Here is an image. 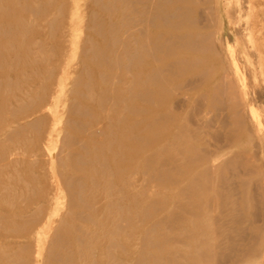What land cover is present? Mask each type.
I'll return each mask as SVG.
<instances>
[{"label": "rangeland", "instance_id": "374dc122", "mask_svg": "<svg viewBox=\"0 0 264 264\" xmlns=\"http://www.w3.org/2000/svg\"><path fill=\"white\" fill-rule=\"evenodd\" d=\"M129 1L127 0L128 4L125 6L129 22L132 24L128 22L129 24L125 26H119L115 17L118 0H0V264H165L163 259H166L167 243L160 241V233L163 231L169 235L171 245L176 251L173 252L176 255H172L173 259H177V264L184 263L189 257V242L199 239L200 234L179 230L181 226L177 227L175 224L178 223V218L192 219L194 209L191 208L192 204L198 205L190 198L194 195H198L202 200L206 198L207 202L209 199L211 201V196L214 195L212 202L217 209L212 202H208L207 207L212 205L210 208L213 212L210 215L212 210L204 209L207 210L206 214L210 212L206 216L217 224L222 220L226 221L222 222V225L228 224V227L226 224L223 225L227 227V232H222V236L213 235L220 244L216 249L218 257L213 263L248 264L243 262L241 253L248 245L253 244V230L260 231L264 221L263 195L259 196V201L261 200L263 205L261 201L258 202L260 185L263 183L261 186L264 187V69L261 70L260 67L261 64L262 68L264 67V0H208L209 3L200 0L198 10H201L197 16V19H200L196 23L201 28L205 27L201 30L211 33V48L191 54L193 58L201 59L194 61L193 66L183 63L184 69L181 64L180 69L187 70L183 72L185 76L177 74L170 83H166L165 73H161L160 68L152 65V85L140 82L139 85L133 86L135 88L130 85V75L135 66L130 63L129 66L126 61L127 66L120 69L115 68L118 62L117 65L115 62H108L112 54L120 48L121 33L118 29L124 33L129 32L127 40H132L130 37H136V30L140 28L138 20L134 17L133 8L137 6L136 9H140V6L143 8L144 3L136 1L137 5L132 0ZM208 4L212 11L207 10ZM215 5L220 12V20L216 19L213 11ZM206 11L211 13L206 14ZM206 17H209L208 21ZM220 28L226 33V41L223 39L219 41L216 37ZM133 30L135 34L133 32L134 35H131ZM96 32L100 36L96 35ZM158 52L155 51L151 54L153 56H147L144 60L157 58ZM230 59L233 64H227ZM151 61L156 64L154 59ZM198 62L202 66L199 69ZM187 65L189 67H186ZM196 66L197 70H194ZM124 68L127 73L124 72ZM121 70L126 73L124 86L130 85V93L134 92L135 95L131 96L127 92L124 95L125 104L134 105L136 108L135 115L125 113L121 122L123 126L133 123V130L131 134L124 130L116 133L117 135L114 133L106 137L104 135L111 125L113 126L114 116L120 113L113 96L120 85L117 76ZM201 70V75L204 74L202 77L198 74ZM195 78L198 82H195L197 81ZM222 80L226 81L223 83ZM154 82L164 84L163 89L157 95L159 96L156 97L157 100H148L144 104L143 100L139 99L141 91L144 86L150 91L154 90ZM215 84L220 87L225 84L221 88L216 85L221 92L223 88L222 95L220 91L217 92ZM187 85H190L189 88ZM214 87L217 90H214ZM215 93L216 99L212 98ZM234 102L237 105L238 116L231 115L230 106ZM147 107L167 110L176 114L177 118L173 122L164 121L165 123L163 119H158L152 125H148L142 112ZM236 119H240L242 124L235 121ZM180 127H183L181 130L184 129L185 133L183 130L182 133L185 135L182 134L178 139L180 142L177 143L176 139L172 138L175 137L174 130ZM167 128L170 134L165 137L163 131ZM126 137L134 141L132 146L134 167L129 170L117 163V160L123 156L125 158L128 152L127 142L124 143ZM232 138H238L240 144L230 143L229 140ZM164 141L167 143L170 141V146L174 147L172 150L168 149L165 155L159 151ZM180 143L182 145L178 147ZM162 165L167 172L171 171L165 173L167 179L173 177L176 166L180 168L191 165L187 173L189 177L186 175L183 181L184 184L192 181L196 190L195 186L198 187L197 191L194 189L196 193L193 189L186 188L183 192L184 190H179V186L176 189L165 190L170 185L164 188L165 185L154 177L155 171L160 173ZM128 177L132 187L123 200L125 208L122 220L120 214L122 211L117 210L122 193L115 191L117 190L115 185L120 187V180H127ZM194 177L198 181L193 179ZM106 181L110 186H105ZM245 182L246 188L243 184ZM240 184L244 186L241 187ZM113 186L115 189L111 188ZM202 189H205L204 192ZM241 190L242 193L251 195L250 200L253 199L254 202L248 200L245 201L248 205L243 204L244 194ZM199 191L205 195L202 197L200 195L202 192ZM238 193H241V200ZM221 194L229 198H225L229 200L228 202H235L234 196H238L236 197L238 203L235 202L236 206L238 205V208H235L236 212L235 206L232 207L234 203L231 202L229 205L227 200L221 198ZM131 198L136 206L133 211L129 204H126V200ZM218 198L225 209L218 205L220 204ZM223 200L232 207V210L227 208L229 206ZM160 207L161 209L165 207L164 211ZM221 209L226 210L224 211L226 213L222 214ZM230 212L233 214L231 213L232 216L229 217ZM216 213H220L219 219ZM167 214H173L174 218H177L172 221ZM214 215L215 218L212 217ZM244 215L250 218V222ZM161 217L163 220L159 219ZM126 219H130L128 221L131 222ZM156 220L162 221L160 224L163 231L160 227L161 232L156 228L157 230L154 229L152 233L151 231L144 233L147 224ZM120 223L122 227L120 226L119 230ZM146 233H150V236L144 237L143 234ZM259 233L264 235L263 227ZM160 243L166 245L162 246ZM155 245L160 246L157 248ZM252 260L254 262L251 261V264H264V249L262 257L259 252Z\"/></svg>", "mask_w": 264, "mask_h": 264}, {"label": "bare ground", "instance_id": "6f19581e", "mask_svg": "<svg viewBox=\"0 0 264 264\" xmlns=\"http://www.w3.org/2000/svg\"><path fill=\"white\" fill-rule=\"evenodd\" d=\"M131 1V0H130ZM129 1V2H130ZM133 2H134V4L136 3V1L137 2H140V1H142L144 4V7H145V10H143V8L140 6V9L142 8V10H140V9H136L137 7H132L133 9H134V17L138 20V25H140L139 27L140 28H138V30H136V34L137 35H135L136 37H130V38H133L135 41H133L132 42V40H127L128 38H129V35H128V33L129 32H127L126 33V31H125V33H124V31L123 30H121L120 28L118 29L119 31H120V36H119V38H120V48H118V50L117 51H115L114 52V54H112V56H111V58H110V61H108V62H118V66H116L115 68H117V67H119L120 69H122L123 67H126L127 66V64L129 65V63L132 65V66H135V70H133L132 72H131V80H130V85H131V87L132 88H135V87H133V86H137V85H139L140 84V82H143V83H146L147 85H152V72H151V68H152V65H154V66H156V67H158V68H160V72L161 73H165V76H166V83H170L171 82V80H173L176 76H177V74H178V76H179V74H183L184 75V73H185V71H187V70H185V71H183V69L181 70L180 69V66H181V64H182V66L184 67V65L185 64H183V63H186V64H188L189 66H193L194 65V61L196 62L197 60L199 61V60H201V59H199V58H197V59H195V58H193L192 56L193 55H191V54H197V53H200V52H202V51H206L207 49H209V47H210V43H211V33L210 32H206V31H203V30H201V29H204L205 27H203V28H201L199 25H197V23H196V21H199V19H197V16H198V14H200V12H198V11H200V10H198L199 9V6H198V3H200L199 1L200 0H132ZM202 1V0H201ZM204 1H207L208 2V0H203V2ZM93 2V1H92ZM118 2H119V5H118V8H117V6H116V13H115V17H116V21L118 22V24H119V26H125L128 22H129V18H128V15H127V13H126V6L125 5H127L128 4V2H127V0H118ZM46 3V2H45ZM109 3V2H108ZM117 3V2H116ZM209 3V2H208ZM62 4V3H61ZM137 4V3H136ZM94 5V4H93ZM138 5V4H137ZM34 6V5H33ZM135 6V5H134ZM38 7V6H37ZM60 7V6H59ZM74 7V6H73ZM200 7H201V5H200ZM26 8V7H25ZM32 8V7H31ZM205 7L203 6V9H204ZM207 10H211L210 9V7H209V4L207 5ZM27 9V8H26ZM23 10H24V7H23ZM43 10H44V8H43ZM205 10V9H204ZM36 11V10H35ZM212 11V10H211ZM213 11L215 12V15L217 16V18H216V16H215V18L216 19H219L220 20V12L218 11V9H217V7H216V5H215V9H213ZM32 12V11H31ZM42 12V11H41ZM61 12V11H60ZM36 13H37V11H36ZM57 13V12H56ZM203 13V12H202ZM205 13V12H204ZM203 13V14H204ZM209 14L211 13V12H208ZM207 13V11H206V14H208ZM33 15V14H32ZM56 15V14H55ZM30 17V16H29ZM74 17V16H73ZM132 17V16H131ZM199 17H201V16H199ZM231 17V16H230ZM203 18V17H202ZM207 18V17H206ZM205 18V19H206ZM209 18V17H208ZM206 19L207 21L209 20V19ZM29 19V18H28ZM27 19V20H28ZM108 19V18H107ZM135 19V20H136ZM216 22H217V20H216ZM219 22V21H218ZM108 23V22H107ZM130 24H132L131 22H129ZM128 23V24H129ZM134 23H135V21H134ZM203 24V23H202ZM205 24V23H204ZM22 25V24H21ZM136 25V24H135ZM206 25H207V23H206ZM205 25V26H206ZM218 25V24H217ZM101 26V25H100ZM113 26V25H112ZM247 26L248 25H246L245 26V30H247ZM108 27H109V25H108ZM25 28V27H24ZM95 28V27H94ZM93 28V29H94ZM100 28V27H99ZM110 28V27H109ZM217 28H219V27H217ZM4 29V28H3ZM7 29H9V28H7ZM98 29V28H97ZM108 29V28H107ZM111 29V28H110ZM134 29V28H133ZM114 30V29H113ZM129 30V29H128ZM135 30V29H134ZM134 30L131 32V35H134L135 34V32H134ZM218 30V29H217ZM94 31V30H93ZM107 31V30H106ZM110 31H112V30H110ZM116 31V30H115ZM95 32V31H94ZM113 32V31H112ZM133 32H134V34H133ZM212 32V31H211ZM1 33V32H0ZM24 33V32H23ZM47 33H48V31H47ZM97 33V32H96ZM7 34V33H6ZM21 34V33H20ZM99 33H97L96 35H98ZM110 34V33H109ZM114 34V33H113ZM21 36H23V34L21 35ZM99 36H100V34H99ZM139 36H141V37H139ZM226 33H225V31L223 30V28H220L219 29V31H217V33H216V37L217 38H219L218 40L220 41L221 39H223L224 41H226ZM102 37H104V36H102ZM109 37V36H108ZM21 39H22V37H21ZM117 39V38H116ZM247 39V38H246ZM37 44V43H36ZM112 45H114V44H112ZM21 46V45H20ZM26 46V45H25ZM252 48H254V46L252 45L251 46ZM80 48H82V46L80 47ZM211 48V47H210ZM27 49V48H26ZM29 49V48H28ZM31 51H33V50H31ZM155 51H159L158 53H159V55L157 56V58H152V59H154L155 61H156V64H154L155 62H152L151 60L150 61H148V60H144V58H146L147 56H153V55H151L152 53H154ZM160 51H161V53H160ZM209 51V50H208ZM12 52H13V50H12ZM28 52V51H27ZM38 52V51H37ZM225 52V51H224ZM189 53V54H188ZM32 54V53H31ZM227 54V53H226ZM33 57V56H32ZM195 57V56H194ZM226 58H227V56H226ZM228 58H230L229 56H228ZM1 59V58H0ZM15 59V58H14ZM17 60V59H16ZM227 60V59H226ZM231 61H228L227 62V64H231L232 63V59H230ZM47 61V60H46ZM126 61H128L127 62V64H126ZM31 62V61H30ZM64 62V61H63ZM198 63H200V62H198ZM110 64V63H109ZM233 64V63H232ZM16 65V64H15ZM115 65H117V63L115 64ZM186 66V67H189V66ZM198 65V64H197ZM262 65L263 64H261V70L262 69H264V67L262 68ZM113 66V65H112ZM130 66V65H129ZM234 66V65H233ZM256 66V65H255ZM155 67V68H156ZM164 67V68H163ZM198 66H196L195 67V69L194 70H197L196 68H197ZM202 66H201V63H200V66L198 67V69L199 68H201ZM110 68V67H109ZM162 68V69H161ZM182 68V67H181ZM191 69L192 68H194V67H190ZM163 69H165L164 71H163ZM184 69H185V67H184ZM188 69V68H187ZM191 69H189L190 70V72H192L191 71ZM203 69V68H202ZM204 69H206V70H208V68H206V67H204ZM206 70H205V72H206ZM159 71V70H158ZM49 72V71H48ZM124 72H126L127 73V71H126V69L124 68ZM124 72L121 70L119 73H118V76H117V81L120 83V85L117 87V89H116V94L113 96V99L115 100V102H117L118 103V106H119V108H120V113L116 116H114V119L112 120V122H113V126H114V128L112 129V125H111V127H110V129H108V132H107V134H105L104 136H106V137H109V136H111V135H113L114 133L116 134V133H118V132H123L124 130L126 131V130H128L129 131V133L131 132V130H133V123L130 125V124H125L124 126H123V124H122V119L121 118H123L124 117V115H125V113H128V114H126V115H132V114H134V113H136V108L134 107V105L132 106V105H126L125 104V101H124V99H125V97H124V95L128 92V93H130V85L128 86V87H126V86H124V82H125V78H126V76H125V74H124ZM151 72V73H150ZM160 72H158V73H160ZM184 72V73H183ZM189 72V73H190ZM196 72H198V71H196ZM202 73V70L201 71H199L198 72V74L202 77L203 75H201V73ZM204 71H203V73H205ZM154 73V72H153ZM187 73V72H186ZM207 73H208V71H207ZM206 73V74H207ZM229 73V72H228ZM49 74H51V73H49ZM117 74V73H116ZM162 74V75H163ZM223 75H225V74H223ZM105 76V75H104ZM157 76V75H156ZM185 76V75H184ZM196 76V75H195ZM199 76V77H200ZM206 76V75H205ZM221 77H222V75H220ZM155 77V75L153 76V78ZM160 77V76H159ZM200 77V78H201ZM226 77V76H225ZM228 77V76H227ZM156 78V77H155ZM154 78V79H155ZM162 78H164L163 76H162ZM189 78V77H188ZM198 78V77H197ZM197 78H195L196 80H197ZM222 78H224V77H222ZM233 78V77H232ZM165 79V78H164ZM163 79V80H164ZM192 80V79H191ZM190 80V81H191ZM194 80V79H193ZM228 80V79H227ZM155 81V80H154ZM161 81H162V79H161ZM160 81V82H161ZM200 82L199 83H201V80H199ZM223 81V80H222ZM226 81V80H225ZM225 81H223V83L225 82ZM229 81V80H228ZM233 81H234V79H233ZM8 82V81H7ZM114 82V81H113ZM164 82V83H165ZM192 82V81H191ZM195 82H198V80L197 81H195ZM218 82V81H217ZM111 83V82H110ZM163 83V82H162ZM194 83V82H193ZM177 84V83H176ZM180 83H178L177 85H179ZM198 84V83H197ZM219 84V83H218ZM218 84H215L214 86H216V85H218ZM226 84V83H225ZM225 84L224 85H222L221 87H224L225 86ZM154 85H155V89L154 90H152V91H150L148 88H146V86H144V89H143V91H141V94H140V98L139 99H141V100H143V102H144V104H145V101H147L148 102V100H154V99H156V97H159V96H157V95H159V93H160V91L163 89V85L164 84H161V83H155L154 82ZM177 85H176V87H177ZM196 84H194V86H195ZM220 85V84H219ZM218 85V87L219 88H221L220 86ZM183 86H185V84L183 85ZM188 86V85H187ZM190 86V85H189ZM189 86H188V88H189ZM198 86V85H197ZM88 87V86H87ZM176 87H174V88H176ZM217 86H216V88H218ZM230 87V86H229ZM15 88H16V86H15ZM165 88V87H164ZM186 88V87H185ZM187 88V89H188ZM194 88H196V86L194 87ZM198 88V87H197ZM219 88H218V90L217 89H215V87H214V90H217V92L218 91H220V93H221V95H222V92L224 91L223 90V88H222V92H221V90H219ZM178 89V88H177ZM231 89V88H230ZM230 89H229V91H230ZM236 89V88H235ZM133 90V89H132ZM165 90V89H164ZM167 90V89H166ZM176 90V89H175ZM208 90H209V88H208ZM212 90H213V86H212ZM211 90V91H212ZM8 91V90H7ZM100 91V90H99ZM33 92V91H32ZM216 92V91H215ZM93 93V92H92ZM136 93H138V92H136ZM212 93V92H211ZM214 93V92H213ZM243 93V95H244V92H242ZM76 94V93H75ZM131 94V93H130ZM162 94V93H161ZM224 94H226V93H224ZM238 94V93H237ZM134 95V92L131 94V96H133ZM135 96V95H134ZM203 96V95H202ZM210 96H211V94H210ZM215 96H216V93L214 94V96L212 95V98L214 97V99H216L215 98ZM220 96V95H219ZM127 97V96H126ZM198 97H200V96H198ZM203 97H205V96H203ZM217 97V96H216ZM111 98V97H110ZM132 98V97H131ZM135 98V97H134ZM138 98V97H137ZM162 98V97H161ZM160 98V99H161ZM158 99V98H157ZM156 99V100H157ZM185 99V98H184ZM197 99V98H196ZM208 99H210V98H208ZM219 99V98H218ZM217 99V101L219 102V100ZM231 99H233V97L231 96ZM99 100V99H98ZM110 100V99H109ZM131 100V99H130ZM228 100V99H227ZM101 101V100H100ZM210 101H211V99H210ZM217 101H215V102H217ZM223 101V100H222ZM221 101V102H222ZM235 101H237V100H235ZM247 101V100H246ZM213 102H214V100H213ZM232 102V101H231ZM198 103V102H197ZM210 103H212V102H210ZM158 104V103H157ZM182 104V103H181ZM208 104H209V102H208ZM108 105V104H107ZM193 105V104H192ZM222 105V104H221ZM129 107V108H127V107ZM143 106H145V105H143ZM171 106V105H170ZM98 107V106H97ZM146 107V106H145ZM193 108V107H192ZM196 108V107H195ZM199 108H201V107H199ZM218 108V107H217ZM97 109V108H96ZM124 109H126V111H124ZM230 109H231V115H233V116H236V114H237V112H238V109H237V105L235 104V102L232 104V106H230ZM107 110H109L108 108H107ZM199 110V109H198ZM250 110V109H249ZM113 111V110H112ZM194 111H195V109H194ZM91 112V111H90ZM141 112V111H140ZM142 112L144 113V120H145V122L148 124V125H152L154 122H155V120L157 121L158 119H163V122L164 121H167V122H173L174 120H176V118H177V115L176 114H173V113H171V112H168L167 110H159V109H154V108H149V107H147V109H143L142 110ZM249 112V111H248ZM189 113V112H188ZM250 113V112H249ZM251 113H252V111H251ZM137 114H138V112H137ZM219 114H221V113H219ZM223 114V113H222ZM12 115V114H11ZM135 115V114H134ZM217 115V114H216ZM83 116V115H82ZM237 116H238V114H237ZM254 116H256V115H254ZM108 117V116H107ZM106 117V118H107ZM184 117H185V115H184ZM223 117V116H222ZM250 117H252V116H250ZM93 118V117H92ZM219 119V118H218ZM221 119V118H220ZM184 120V119H183ZM187 121V120H186ZM192 121V120H191ZM194 121V120H193ZM197 121V120H196ZM212 121V120H211ZM223 121V120H222ZM234 121V120H233ZM235 121H237V122H239V123H241V120L239 119H236ZM204 122V121H203ZM213 122V121H212ZM249 122V121H248ZM161 123V122H160ZM165 123V122H164ZM197 123V122H196ZM200 123V122H199ZM224 123V122H223ZM109 124V123H108ZM174 124V123H173ZM183 124V123H182ZM182 124L180 125V126H182ZM231 124V123H230ZM233 124V123H232ZM242 124V123H241ZM187 125V124H186ZM203 125V124H202ZM236 125H238L237 123H236ZM208 126V125H207ZM211 126V125H210ZM222 126V125H221ZM225 126V125H224ZM107 127H108V125H107ZM179 127V126H178ZM195 127V126H194ZM239 127V126H238ZM256 127V126H255ZM76 128V127H75ZM135 128V127H134ZM181 128H183V127H180L179 129H175L174 130V138H172V139H176V141L175 142H180V141H178V139L182 136V134H184L185 133V131H184V129H182L183 131H184V133H182L183 131L181 130ZM196 128V127H195ZM171 129V128H170ZM221 129H222V127H221ZM228 129V128H227ZM238 129V128H237ZM256 129V128H255ZM34 130H35V128H34ZM141 130V129H140ZM173 130V129H172ZM195 130V129H194ZM257 130V129H256ZM191 131V130H190ZM197 131V130H196ZM201 131V130H200ZM203 131V130H202ZM211 131V130H210ZM209 131V132H210ZM216 131V130H215ZM152 132V131H151ZM164 136L166 137V136H169V134H170V130L167 128V129H165L164 131ZM194 132V131H193ZM204 132H208V131H204ZM258 132V131H257ZM173 133V132H172ZM215 133V132H214ZM232 133V132H231ZM86 134V133H85ZM119 134V133H118ZM122 134H124V133H122ZM121 134V135H122ZM131 134V133H130ZM129 134V136L131 137V135ZM190 134V133H189ZM209 134V133H208ZM117 135V134H116ZM173 135V134H172ZM185 135V134H184ZM233 135V134H232ZM155 136V135H154ZM190 136H191V134H190ZM214 136V135H213ZM121 137V136H120ZM124 137V136H123ZM130 137H126L125 139H124V143L125 142H127V145H126V147H127V150H128V152L125 154V158H124V156H123V158L122 159H118L117 160V163L119 164V165H123V167L124 168H126V170H129V169H132L133 167H134V162H133V159H132V157H133V151L132 150H134V147H132L133 146V142H132V140L133 139H131ZM164 137V138H165ZM184 137V136H183ZM145 138V137H144ZM188 138V137H187ZM206 138V137H205ZM211 138V137H210ZM122 139V138H121ZM166 139V138H165ZM164 139V140H165ZM15 140V139H14ZM106 140V139H105ZM104 140V141H105ZM113 140V139H112ZM120 140V139H119ZM123 140V139H122ZM174 140H172L171 142H172V144H173V141ZM107 141V140H106ZM105 141V142H106ZM110 141V140H109ZM137 141V140H136ZM156 141H158V140H156ZM209 141V140H208ZM217 141V140H216ZM230 141V143H235V145H238V144H240V141H239V139L238 138H232V139H230L229 140ZM104 142V143H105ZM119 142V141H118ZM138 142V141H137ZM153 142V141H152ZM169 142L170 141H168V143L167 142H163V144H162V146L159 148V151L160 152H164V155H165V152L168 150V149H170L171 148V150H172V147H173V145L172 146H170V144H169ZM181 142H183L182 140H181ZM122 143H123V141H122ZM154 143V142H153ZM157 143V142H156ZM158 144V143H157ZM65 145V144H64ZM106 145V144H105ZM110 145V144H109ZM120 145V144H119ZM176 145V144H175ZM181 145H182V143H180V144H178L177 146L179 147H181ZM222 145H224V144H222ZM221 146V145H220ZM262 146V145H261ZM117 147V146H116ZM125 147V148H126ZM155 147H156V144H155ZM118 148V147H117ZM201 148V147H200ZM116 149V148H115ZM157 149V148H156ZM155 149V150H156ZM173 149H174V147H173ZM193 149V148H192ZM254 149V148H253ZM6 150V149H5ZM98 150V149H97ZM117 150V149H116ZM171 150H169V151H171ZM181 150V149H180ZM15 151V150H14ZM158 151V150H157ZM157 151H156V153H157ZM176 151V150H175ZM185 151V150H184ZM203 151V150H202ZM48 152V151H47ZM193 152V151H192ZM183 153V152H182ZM185 153V152H184ZM187 153V152H186ZM195 153H199V152H195ZM93 154V153H92ZM101 154V153H100ZM121 154V153H120ZM167 154V153H166ZM194 154V153H193ZM207 154V153H206ZM232 154H234L233 152H232ZM237 154V153H236ZM160 155V154H159ZM183 155V154H182ZM200 155V154H199ZM199 155H198V157H199ZM102 156V155H101ZM162 156V155H161ZM166 156H168V155H166ZM190 156V155H189ZM250 156V155H249ZM113 157V156H112ZM117 157V156H116ZM164 157V156H163ZM184 157V156H183ZM208 157H210L209 155H208ZM214 157V156H213ZM254 157V156H253ZM170 158V157H169ZM179 158V157H178ZM215 158V157H214ZM234 158V157H233ZM233 158H232V161H233ZM243 158V157H242ZM150 159V158H149ZM153 159V158H152ZM155 159V158H154ZM160 159H162V158H160ZM160 159L158 160V161H160ZM174 159V158H173ZM182 159V158H181ZM180 159V160H181ZM188 159V158H187ZM195 159V158H194ZM245 159V158H244ZM256 159V158H255ZM113 160V159H112ZM202 160H204L203 158H202ZM208 160V159H207ZM243 160V159H242ZM58 161H60L59 159H58ZM64 161V160H63ZM169 161V160H168ZM171 161V160H170ZM174 161V160H173ZM194 161V160H193ZM197 161H198V159H197ZM205 161V160H204ZM213 161V160H212ZM224 161V160H223ZM226 161H228V160H226ZM235 162H236V160H234ZM253 161V160H252ZM163 162V161H162ZM174 162H176V160L174 161ZM183 162V161H182ZM186 162H187V160H186ZM199 162H202V161H199ZM199 162H198V164H199ZM231 162V161H230ZM229 162V163H230ZM14 163V162H13ZM65 163V162H64ZM159 163V162H158ZM177 163V162H176ZM189 163V162H188ZM193 163H195V162H193ZM192 163V164H193ZM152 164V163H151ZM169 164V163H168ZM201 164V163H200ZM226 164L227 165H229L228 164V162H226ZM232 164H233V162H232ZM250 164V163H249ZM182 165V164H181ZM183 165H184V163H183ZM211 165V164H210ZM159 166V165H158ZM173 166H174V164H173ZM191 166V165H190ZM190 166H181L180 168H178V166H176V170H174L175 172H173L174 173V175H173V177H171V178H169V179H167L166 177H167V175L165 174V173H169V172H171L170 170H169V172H167L166 170H165V168L163 167V165H162V168L160 167V173L157 171V173H159V174H157L156 173V171H155V175H154V177L157 179V180H160V183H163L164 185V188L166 187V185H170L168 188H165V190H170L169 188H171V189H176L177 188V186H179L180 187V189L179 190H184L183 192H185L187 189H193V192H195L194 191V185H193V183H192V181L190 182V181H188V182H190V183H188V184H184V181H183V178H185L186 177V175H187V173H188V171H189V168H190ZM198 166V165H197ZM203 166V165H202ZM206 166V165H205ZM251 166H253V165H251ZM204 167V166H203ZM178 168V169H177ZM197 168V167H196ZM238 168H239V166H238ZM248 168V167H247ZM83 169V168H82ZM169 169H171V168H169ZM185 169H188V170H185ZM199 169V168H198ZM249 169V168H248ZM195 170V169H194ZM194 170H192V172L194 171ZM227 170H229V169H227ZM106 171V170H105ZM121 172V171H120ZM164 172V173H163ZM108 173V172H107ZM191 173V172H190ZM202 173V172H201ZM200 173V174H201ZM220 173H222V172H220ZM235 173V172H234ZM238 173H239V171H238ZM209 174V173H208ZM248 174V173H247ZM152 175V174H151ZM204 175V174H203ZM219 175H221V174H219ZM239 175V174H238ZM252 175V174H251ZM29 176V175H28ZM105 176V175H104ZM205 176V175H204ZM244 176H245V174H244ZM248 176V175H247ZM262 176V175H261ZM187 177H189L188 175H187ZM228 177V176H227ZM235 177H236V174H235ZM205 178V177H204ZM224 178V177H223ZM243 178V177H242ZM166 179V180H165ZM193 179H195V180H197L196 179V177H194ZM201 179V178H200ZM200 179H199V181H200ZM228 179H229V177H228ZM207 180V179H206ZM212 180V179H211ZM218 180H220V178L218 179ZM237 180H238V178H237ZM132 181V180H131ZM152 181V180H151ZM151 181H149V182H151ZM154 181V180H153ZM186 181H187V179H186ZM198 181V180H197ZM196 181V182H197ZM202 181V180H201ZM235 181H236V179H235ZM239 181V180H238ZM117 182V181H116ZM157 182V181H156ZM208 182V181H207ZM215 182V181H214ZM219 182V181H218ZM221 182V181H220ZM223 182H224V180H223ZM250 181L248 180V183H249ZM120 183H121V186L120 187H117L116 185H115V188L117 189V190H115V191H117V193H122L121 194V200L119 201L120 202V204H116L117 205V210H119V211H122L120 214H121V217H122V220H123V208H125L124 207V204H123V200H124V198H126V194H128V193H130V191H131V187H132V184H130V179H129V177H128V179L127 180H124V179H122V180H120ZM205 183V182H204ZM212 183V182H211ZM227 183V182H226ZM234 183V182H233ZM255 183V182H254ZM110 183L108 182V181H106L105 182V186H107V185H109ZM119 183H117V185H118ZM140 184V183H139ZM149 184V183H148ZM153 184V183H152ZM200 184V183H199ZM207 184H209V183H207ZM232 184V183H231ZM237 184V183H236ZM239 184V183H238ZM237 184V185H238ZM244 185L245 184H247L246 182L245 183H243ZM259 184V183H258ZM263 184V183H262ZM261 184V185H262ZM205 185V184H204ZM210 185V184H209ZM209 185L207 186V187H209ZM233 185V184H232ZM244 185H242V184H240V186L242 187V186H244ZM250 185V184H249ZM260 185V193H259V195H258V202H260L259 201V198L261 197L260 195H263L264 196V187L263 186H261ZM68 186V185H67ZM110 186V185H109ZM215 186H217L218 187V185H215ZM230 185H228V187H229ZM251 186V185H250ZM259 186V185H258ZM162 187V186H161ZM178 187V188H179ZM196 188H197V190H198V187L197 186H195ZM201 187V186H200ZM206 187V186H205ZM233 187H235L234 185H233ZM238 187V186H237ZM111 188H113V189H115L114 188V186L113 187H111ZM152 188V187H151ZM185 188H186V190H185ZM203 188V187H202ZM210 188V187H209ZM215 188V187H214ZM223 188V187H222ZM245 188H246V185H245ZM256 188H257V186H256ZM112 189V190H113ZM200 189V188H199ZM220 189V188H219ZM234 189V188H233ZM244 189V188H243ZM254 189H255V187H254ZM253 189V190H254ZM259 189V188H258ZM107 190V189H106ZM110 190V189H109ZM151 190V189H150ZM164 190V189H163ZM196 190V189H195ZM196 190V191H197ZM205 190V189H204ZM204 190L202 189V191L204 192ZM206 190H208V188L206 189ZM210 190V189H209ZM217 190V189H216ZM239 190V189H238ZM251 190V189H250ZM181 191H179V192H181ZM202 191H199V193H201ZM227 191V190H226ZM225 191V193H227ZM235 191V190H234ZM246 191V190H245ZM109 192V191H108ZM145 192V191H144ZM178 192V191H177ZM182 192V193H183ZM190 192H191V190H190ZM202 192V194H200L201 196L204 194L205 195V193H203ZM208 192V191H207ZM218 192H220L221 193V191H218ZM222 192H223V190H222ZM231 192V191H230ZM236 192V191H235ZM248 192H249V189H248ZM166 193H169V191H166ZM187 193L189 194V191H187ZM196 193V192H195ZM217 193V192H216ZM216 193H214V194H216ZM241 193H242V190H241ZM241 193H238L239 194V200H241V198H240V195H241ZM254 193V192H253ZM257 193H258V190H257ZM256 193V194H257ZM125 194V195H124ZM181 194V193H180ZM198 194V193H197ZM230 194H233V193H230ZM242 194H244V197H243V195H242V198H243V204H245V205H248V204H246V202L245 201H248V200H250L251 198H252V196L250 195L249 196V194L247 193V194H245V193H242ZM256 194H254V195H256ZM146 195V194H145ZM168 195V194H167ZM179 195V194H178ZM187 195V194H186ZM211 195V194H210ZM220 195V194H219ZM224 195V194H223ZM235 195V194H234ZM233 195V196H234ZM131 196V195H130ZM227 196H228V193H227ZM227 196H225V197H223L222 196V194H221V198L223 197L224 198V200H227V203L229 204H231V202L232 201H230V202H228L229 200V198L227 197ZM257 196V195H256ZM260 196V197H259ZM262 196V197H263ZM203 197V196H202ZM209 198H210V196H208ZM207 197V198H208ZM220 197V196H219ZM228 198V199H225V198ZM231 197V196H230ZM235 197V202H237L236 200H238V199H236V197H238V196H234ZM107 198V197H106ZM180 198V197H179ZM190 198H193L192 199V202L194 203V202H197V204L198 205H195V204H192L193 206L191 207V208H194L193 209V213L191 214V216L193 215V217H192V219H188L187 217H186V219H182V220H180V218H178L179 220H178V223L176 222V224H178V225H176L175 224V226H177V227H182V229H181V227H180V229L179 230H183V231H188V232H190V233H193V234H196V233H199L200 234V237H199V239L197 238L195 241H193L192 243H190L189 242V248H188V252H189V257L187 258V260H186V262H184V263H182V262H179V260H178V262L179 263H181V264H212L215 260V258L216 257H218L217 256V253H216V249H217V247H218V244L219 243H217V240L213 237V235L214 234H221V236L223 235V233L222 232H225L226 230H227V227H228V224H226V226L227 227H224L225 226V224H223L222 225V222H226V221H223L222 220V222L220 223V220H218V222L221 224H217L216 222H214V221H210L209 220V218H208V216H206L207 214L209 215V213L210 212H208L207 214H206V212L205 211H207V210H204V209H208V208H212V205H214L213 204V198H214V195H213V197L211 196V201H210V199H209V201L208 202H212L211 204V206H209V207H207V201L205 200L206 198H205V196H204V200H202V198H200L198 195H194V197H190ZM222 198V199H223ZM108 199V198H107ZM187 199H188V197H187ZM186 199V200H187ZM219 199V198H218ZM222 199H221V201H222ZM264 199V198H263ZM208 200V199H207ZM217 200V199H216ZM223 200V202H225V204L226 205H228L227 203H226V201H224ZM232 200V199H231ZM127 202H126V204L128 205L129 204V208L130 209H132V211L133 210H135V204H134V201H133V199L131 198V200H126ZM251 202L253 201V199L252 200H250ZM110 202V201H109ZM190 202H191V200H190ZM235 202H232V203H234V205L232 206V207H234V210H235V208L237 207L238 208V205L236 206V203ZM245 202V203H244ZM254 202V201H253ZM136 203V202H135ZM187 203H188V200H187ZM186 203V204H187ZM215 204H217L216 202H214ZM218 203H220V199L218 200ZM238 203V202H237ZM260 203H262V201L260 202ZM259 203V204H260ZM166 204V203H165ZM224 204V205H225ZM229 204V205H230ZM255 204V203H254ZM188 205V207H189V203L187 204ZM219 206L221 205V203L220 204H218ZM217 205V206H218ZM228 205V206H229ZM241 205V204H240ZM250 205H252V203L250 204ZM262 205H263V203H262ZM83 206V205H82ZM126 206V205H125ZM185 206V205H184ZM219 206H218V208H219ZM222 206V205H221ZM220 206V207H221ZM243 206V205H242ZM166 207V206H165ZM165 207H162V209H161V207H160V209L161 210H163L164 211V209H165ZM183 207V206H182ZM214 207H215V205H214ZM225 207H227V206H225ZM232 207L231 206H229V207H227V208H230L231 210H232ZM245 207V206H244ZM243 207V210H245V208ZM250 208H251V206H249ZM126 208H127V206H126ZM190 208V207H189ZM189 208H187V209H189ZM210 208V209H211ZM216 208V207H215ZM241 208V207H240ZM150 209H152V207L150 208ZM184 209H186V208H183V210ZM217 209V208H216ZM220 209V208H219ZM222 209H225L224 208V206H222ZM221 209V210H222ZM229 209V210H230ZM247 209H248V207H247ZM109 210V209H108ZM116 210V209H115ZM157 210V209H156ZM182 210V211H183ZM212 211H211V214L210 215H212V212H213V209H211ZM228 210V211H229ZM230 210V211H231ZM258 210V209H257ZM124 211H126V210H124ZM128 211V210H127ZM131 211V210H130ZM129 211V212H130ZM186 211V210H185ZM190 211V210H189ZM215 211V210H214ZM223 211V210H222ZM224 211H226V210H224ZM223 211V213L222 214H225L226 212H224ZM227 211V212H228ZM237 210H235V212H236ZM250 211V210H249ZM191 212H192V210H191ZM216 212H219V211H217L216 210ZM221 212V211H220ZM235 212L233 211V213L235 214ZM245 212V211H244ZM161 213V212H160ZM231 213L232 212H230L229 213V217H230V215H231ZM232 213V214H233ZM251 213V212H250ZM117 214V213H116ZM119 214V215H120ZM125 214V213H124ZM127 215H128V213H126ZM189 214H190V212H189ZM216 214H218L216 217L219 219V214L220 213H216ZM259 214V213H258ZM167 215H169L168 217H169V219H171L172 221H174V219L175 218H177V217H175L174 218V216H173V214H167ZM237 215V214H236ZM247 215V214H246ZM246 215H244V216H246ZM249 215V214H248ZM128 216H130V214L128 215ZM153 216V215H152ZM176 216V215H175ZM232 216V215H231ZM235 216V215H234ZM79 217V216H78ZM126 217V216H125ZM147 216H145V218H146ZM190 217V216H189ZM210 217V216H209ZM213 218H215V215L214 216H212ZM221 217L223 218L224 217V215L222 216L221 215ZM247 217V216H246ZM28 218V217H27ZM211 218V217H210ZM151 219V218H150ZM160 220H163V217H161V218H159ZM247 219H248V222H250L249 220H250V218H248L247 217ZM247 219L245 220V222L247 221ZM127 220V219H126ZM128 220H130V219H128ZM127 220V221H128ZM170 220V221H171ZM177 220V219H176ZM211 220H215V219H211ZM145 221V220H144ZM181 221V222H180ZM124 222H126L125 220H124ZM128 222H131V221H128ZM141 222H143V221H141ZM146 222V221H145ZM162 222V221H161ZM160 221L158 222L157 220H156V222H147L148 224V226H147V228L143 231L144 233L145 232H150L151 231V233H152V231L154 232V229H156V228H159L158 230L160 231V227H161V223ZM239 222V221H238ZM241 222V221H240ZM123 224V223H122ZM128 224V223H127ZM247 224V223H246ZM251 224V223H250ZM114 226V225H113ZM121 226V223H120V225L118 226V229H119V227ZM124 226V225H123ZM145 226V227H146ZM235 226V225H234ZM238 226V224L236 225V227ZM240 226V225H239ZM122 227V226H121ZM144 227V226H143ZM144 227V228H145ZM241 227V226H240ZM244 227V226H243ZM263 228H264V221H263V226H262ZM262 227L260 228V231L258 230H256L255 231V229L253 230V232H254V239H253V244H251V245H248V247L246 248V250L245 251H243L242 253H241V258H242V260H243V262H245V263H248V264H251L252 262H254V260H252V257H254V256H257V254L260 252V257H262V255H263V249H264V244H263V246H261V244L262 243H264V235H261L262 233H259V232H261L262 231ZM116 228H117V226H116ZM226 228V229H225ZM246 228V227H245ZM254 228V227H253ZM11 229V228H10ZM112 229V228H111ZM133 229V228H132ZM236 229V228H235ZM2 230H4V229H2ZM6 230V229H5ZM120 230V229H119ZM131 230V229H130ZM129 230V231H130ZM157 230V229H156ZM112 231V230H111ZM111 231H110V233H111ZM142 231V230H141ZM161 231H163L162 230V227H161ZM160 231V232H161ZM237 231H239L240 232V230H237ZM241 231H242V229H241ZM252 231V230H251ZM227 232V231H226ZM225 232V233H226ZM243 232V231H242ZM125 233V232H124ZM142 233V232H141ZM127 235H128V233H126ZM125 234V235H126ZM180 234L181 233H179V237H180ZM111 235V234H110ZM129 235H130V233H129ZM144 235H149L150 236V233L149 234H143V236ZM161 235V236H160ZM160 241L162 240V242H165V243H167V245L165 244V243H163V244H161L162 246H165V248H166V254H165V252L163 253V254H165L166 255V259H163V258H165V257H162V259L163 260H165V264H173V262H175L176 264H177V259H173L174 257L172 256V255H175V253H176V251L174 250V248H173V246L171 245V240L169 239V235H167L164 231L162 232V234L160 233ZM178 235V234H177ZM104 236V235H103ZM114 236V235H113ZM149 236H148V238H149ZM52 237H54V236H52ZM78 237V236H77ZM94 237V236H93ZM96 237V236H95ZM131 237V236H130ZM144 237H146V236H144ZM227 237V236H226ZM80 238V237H79ZM82 238V237H81ZM228 238L230 239V237H229V235H228V237H227V241L229 242V240H228ZM61 240V239H60ZM91 240V239H90ZM145 240H147V239H145ZM149 240H150V238H149ZM154 240V239H153ZM152 240V241H153ZM110 241V240H109ZM197 241V242H196ZM89 242V241H88ZM144 242V241H143ZM146 242V241H145ZM60 243V242H59ZM58 243V244H59ZM107 243H109V242H107ZM110 243H111V241H110ZM147 243V242H146ZM150 243V242H149ZM158 243V242H157ZM259 243H260V246H259ZM153 244V243H152ZM155 244V243H154ZM62 245V244H61ZM220 245V244H219ZM21 246V245H20ZM19 246V247H20ZM88 246H90V245H88ZM152 246V245H151ZM156 246V245H155ZM158 246V245H157ZM156 246V247H157ZM160 246V245H159ZM158 246V247H159ZM162 246H161V248H162ZM81 247V246H80ZM144 247V246H143ZM157 247V248H158ZM262 247V248H261ZM105 248V247H104ZM122 248H123V246H122ZM158 250V249H157ZM156 250V251H157ZM21 251V250H20ZM49 251V250H48ZM79 251V250H78ZM87 251V250H86ZM90 251H91V249H90ZM162 251V250H161ZM107 252V251H106ZM154 252V251H153ZM173 252H175V253H173ZM17 253V252H16ZM18 253H19V251H18ZM50 253V252H49ZM82 253V252H81ZM80 253V254H81ZM85 253H87V252H85ZM160 253V252H159ZM79 254V253H78ZM155 254V253H154ZM47 255V254H46ZM49 255V254H48ZM92 255V254H91ZM107 255H109L108 253H107ZM156 255V254H155ZM165 255H163V256H165ZM69 256V255H68ZM80 256V255H79ZM112 256V255H111ZM153 256V255H152ZM171 256V257H170ZM176 256V255H175ZM8 257V256H7ZM108 257V256H107ZM112 258V257H111ZM177 258V257H176ZM6 259V258H5ZM4 259V260H5ZM16 259V258H15ZM64 259V258H63ZM79 259V258H78ZM113 259V258H112ZM17 260V259H16ZM56 260V259H55ZM111 260V259H110ZM151 260V259H150ZM156 260V259H155ZM172 260H173V262H172ZM175 260V261H174ZM214 260V261H213ZM261 260V259H260ZM8 261V260H7ZM58 261V260H57ZM63 261V260H62ZM92 261H93V259H92ZM146 261V260H145ZM153 261V260H152ZM181 261V260H180ZM252 261V262H251ZM109 262H112V261H109ZM261 262H262V260H261ZM260 262V263H261ZM20 263V262H19ZM83 263V262H82ZM174 263V264H175ZM162 264H164V263H162ZM214 264V263H213Z\"/></svg>", "mask_w": 264, "mask_h": 264}]
</instances>
